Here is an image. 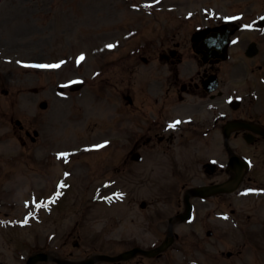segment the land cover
I'll use <instances>...</instances> for the list:
<instances>
[{"label":"rangeland","instance_id":"rangeland-1","mask_svg":"<svg viewBox=\"0 0 264 264\" xmlns=\"http://www.w3.org/2000/svg\"><path fill=\"white\" fill-rule=\"evenodd\" d=\"M142 1L144 0H0V155H4L2 156L4 159L0 161V186L5 187H0V199L20 200L28 197L29 188L45 193L44 187L48 182L46 174L55 173L51 163L45 164L50 159L47 156L50 151L47 150L58 149L63 150V154H68L74 148L86 146V143H89L91 148H96V141L110 134V132L97 131L92 122L100 120L107 113L106 111H112V106L105 101L106 98L99 99L93 96L94 88L89 86L88 82L75 94L67 91L59 93L56 87L72 80L88 78L90 70L94 67L90 63L92 54L99 52V48L104 46L97 44L101 39L114 33H121L134 24L145 25L144 21L147 23V20H154L153 17L135 8L131 9L142 4ZM169 1L173 0H165L163 4L171 3ZM215 1L201 0L206 3ZM226 1L221 0V4H227ZM158 15L163 19L165 13L159 12ZM134 44V40H131L126 42L125 47L131 49ZM121 53L120 50L116 54H110L107 59L120 56ZM80 57L84 58L82 62L79 61ZM135 60L131 59L123 64L129 65ZM77 62H81V65L77 66ZM100 62L101 60H98V63ZM123 64L111 71L106 70V74L94 82L102 95L112 98L111 103H114L113 96L118 98V94L115 90H111L112 94L107 93L106 82H110L111 87L117 90H125L124 86H131L136 101L143 96L140 75L135 70L121 74ZM39 65H58V67L39 69ZM34 87L38 88L37 94L30 91ZM4 91H7L6 94ZM42 100L48 103L46 109H40L38 106ZM137 105L136 102L134 106ZM131 109L128 107L127 113L128 118L129 116L133 118L128 121L130 122L128 125L132 127L135 123L133 121L135 111H130ZM12 118L19 119L24 130L30 132L32 129L38 130L39 136L36 141L27 140L22 146L17 138L20 131L14 125V121L11 122ZM117 118L118 111L115 115V119ZM88 119L92 121L88 122ZM122 124L125 125V122L117 123L114 127L118 136L119 133L124 134L128 131L127 126L124 127ZM110 146L104 152L98 151L88 157H81L82 161L87 158L91 161L89 165L82 167H89V171L91 170L87 178L94 180L92 186L105 177L114 178L117 188L125 191L123 194L125 201L89 203L88 198L95 190L84 189L87 178L84 175L85 171L79 169L75 176L64 178V181L71 183L70 187L64 191L65 195L60 202L50 207L48 213L38 215L40 220L31 221V224L25 227L5 226L0 223V264H22L21 256L26 251L31 252L42 247L48 250L60 245L62 255L71 253L72 259L87 258L98 251L115 254L132 245L125 243L124 238L135 236L137 239H142L140 227L142 221L147 219L153 220V226L157 225L159 232L165 215L178 210L175 199L182 191L159 189L149 184L141 185L140 180L135 176L141 169L138 164H132L133 166L125 172L119 169L109 175L98 172V170L106 171L108 165H115L120 161L121 151L113 149L117 148L118 140L110 138ZM109 151H113L115 157ZM17 152L30 155L33 161H26L24 157L17 159L9 157ZM105 154H109L105 161L93 159ZM38 155H44V159L34 160V156ZM78 163L82 162L78 161ZM64 170L74 171V159L64 165ZM24 178L29 184L21 185L18 192L16 188L12 189L11 185L14 182L21 183ZM167 191H170L173 197H163ZM155 195L160 196L157 201ZM150 196H153L152 205L145 210L139 209L138 201L143 198L149 199ZM21 202L22 200L15 208L4 205L0 213L10 212L14 215L22 208L20 214L15 216L20 217L27 210ZM210 202L202 205V213L216 206L214 199ZM259 208L263 211L262 205ZM199 213L201 214L200 211ZM197 220L190 224L175 226L181 234V239L174 246L181 248V252L172 250L171 256L163 262L238 264V256L227 258L215 251L232 250L237 247V242L243 239L249 240V252L256 244H262L249 237H241L237 230L228 226L223 229L224 236L221 242L213 241L214 248L211 246L203 253L201 247L193 241L196 238L191 234L192 230L201 233L200 223ZM257 229L263 227L256 225L255 232ZM151 238L150 235L149 239ZM74 243L78 246L75 247ZM260 247L264 250V245ZM244 255L248 259L247 254H243L241 258H244ZM120 264L136 263L130 260Z\"/></svg>","mask_w":264,"mask_h":264},{"label":"flooded vegetation","instance_id":"flooded-vegetation-1","mask_svg":"<svg viewBox=\"0 0 264 264\" xmlns=\"http://www.w3.org/2000/svg\"><path fill=\"white\" fill-rule=\"evenodd\" d=\"M262 2L264 3V0ZM246 18L248 16L245 14L244 19L240 21L230 23L218 21L217 26L214 28L228 30L232 43L234 42V44L230 42L227 44L226 61H230L235 54L238 56L240 54L245 58L242 62L236 59L235 62L222 66L224 47L217 45L211 47L204 46L211 32V30L207 29L198 31L197 36L194 38L195 41L191 43V46L185 42L183 43L184 46H181L179 42H174L173 38H166L161 41L160 46H156L154 49L159 62L167 67L160 70L158 66L153 65L157 71L160 70V78L157 81L149 82L147 88L156 85L165 86V90L158 110L150 113L147 127L139 135V145L146 143L153 144L160 152L161 157L157 162L156 170L167 171L165 169L171 168L173 170L174 167L181 175L180 177L173 170L178 182H182L181 187L192 186L189 182L194 172H191L190 166L200 165L202 184L224 180L222 176L218 177L222 174L223 169L220 160L217 159L219 156L215 155V161L210 162V158L198 157L196 154L182 158V164L184 165L183 167H178L175 157L176 147L184 145L187 148L194 142V147L199 151L198 145L195 142L201 140L204 142L203 145H209L214 141V145L221 152L223 146V126L229 120H247L259 124L264 130V86L261 83V79H264V27L258 20L251 21L255 18V14H252L249 19ZM242 23H251L255 25V28L241 31ZM250 44H253V48L257 50V54L253 57H246L244 52ZM237 47H239L238 50H235ZM143 58L145 57L141 56V60H144ZM186 58H191L195 62V65L198 66L195 75L189 76L187 81L181 78V72H184L185 76V73L191 71V69L185 68L184 65L180 66L182 60ZM152 59L148 58L147 60L151 61ZM246 70L253 75L252 88L249 90L242 89L243 95L248 93L243 100V104L239 103L237 109H231L229 115L225 116L221 113L222 111L218 106L226 104V101H223V97L238 95L237 92L240 88L236 84L235 79ZM210 74H216L219 82L218 91L213 94H207L202 84V81ZM179 87L186 90L187 95L194 99L195 106L196 104L200 106L206 100H209L215 106V114L214 116L211 114L209 117L201 120H190L188 128L185 130L186 132H181L176 136L165 129V124L167 123L165 114L167 107L172 102L175 90ZM157 103L158 99H155V104ZM140 112L144 116L141 106ZM246 137L254 140L253 147L256 150L261 149L262 153H264L263 136L247 130H235L230 134V138H237L244 147L247 145L242 141ZM238 150L234 146V151L237 152ZM182 176H184V180H181Z\"/></svg>","mask_w":264,"mask_h":264},{"label":"water","instance_id":"water-1","mask_svg":"<svg viewBox=\"0 0 264 264\" xmlns=\"http://www.w3.org/2000/svg\"><path fill=\"white\" fill-rule=\"evenodd\" d=\"M136 250H138V249H134V250H132L131 253H134V251H136ZM126 256H127V254H122V255H120L119 257H126ZM37 259L45 260V259H47V256H46L45 254H39V255H36V256H34L33 258H31L30 264H32V262H34V261L37 260Z\"/></svg>","mask_w":264,"mask_h":264},{"label":"snow or ice","instance_id":"snow-or-ice-1","mask_svg":"<svg viewBox=\"0 0 264 264\" xmlns=\"http://www.w3.org/2000/svg\"><path fill=\"white\" fill-rule=\"evenodd\" d=\"M109 47H111V45H109ZM80 58L82 59L83 57H80ZM39 67H58V65H39ZM175 123H179V121H177ZM62 155H66V154H62Z\"/></svg>","mask_w":264,"mask_h":264}]
</instances>
